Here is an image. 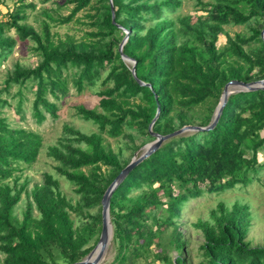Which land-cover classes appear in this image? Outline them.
I'll list each match as a JSON object with an SVG mask.
<instances>
[{"label": "trees", "instance_id": "trees-1", "mask_svg": "<svg viewBox=\"0 0 264 264\" xmlns=\"http://www.w3.org/2000/svg\"><path fill=\"white\" fill-rule=\"evenodd\" d=\"M54 2L57 8L41 9L37 29L25 22L33 2L16 0L8 18L0 17V61L18 39L31 40L37 56L33 66L15 63L0 93L16 85L22 111V90H32V115L41 123L47 115L57 117L69 84L81 92L100 82L95 107L75 105L76 114L96 129L82 132L65 124L57 142L47 147L56 174L73 184L75 197H68L51 172H43L30 188L26 177L19 181L25 166L36 160L42 136L12 127L0 116L1 264H73L93 249L101 232L102 196L131 160L122 157V148L115 152L105 135L128 137L125 148L134 153L154 139L151 131L164 135L187 124L206 126L228 81L264 78V0H196L205 13L184 15L177 12L182 0H66L73 4L66 15ZM82 10L90 28L85 38L51 31L79 22L75 15ZM227 25H243L246 31L230 35ZM11 28L16 36L8 34ZM222 33L227 41L218 47ZM121 53L135 61L134 73ZM8 103L0 97L1 107ZM183 133L163 141L113 190V264H190L178 222L184 204L203 193L248 184L264 167L258 160L264 151V89L230 93L212 129ZM138 135L142 139L135 142ZM22 193L25 205L18 215ZM250 216L248 205L221 201L207 218L193 222L201 235L197 264H264V244L252 246L247 239ZM169 227L164 244L160 236ZM152 244L162 248L154 252ZM168 245L176 251L173 256Z\"/></svg>", "mask_w": 264, "mask_h": 264}, {"label": "rangeland", "instance_id": "rangeland-1", "mask_svg": "<svg viewBox=\"0 0 264 264\" xmlns=\"http://www.w3.org/2000/svg\"><path fill=\"white\" fill-rule=\"evenodd\" d=\"M58 4L62 5L58 8L59 12L63 15L69 13L70 8L72 7V3L65 4L66 0H54ZM49 0L47 2H41L40 0H26L27 3L33 2L35 4L34 8H27L26 14L27 17L25 22L29 25H32L34 28H39V21L42 19L41 9L43 7L57 8L56 3ZM204 2L212 1V0H202ZM16 0H0V17L3 19H7V13L15 10ZM178 13L180 14H202L205 13L201 7L196 4V0H182L181 6L179 7ZM85 11H79L75 17H80L81 20L79 22L70 21L67 24L56 25L51 27V31L58 34V36L64 37V35L69 34L72 35L76 40L81 38H85V32L90 28L87 26L86 18L83 17ZM225 29L230 35H233L234 32H242L246 31L243 25H227ZM8 34L11 36H16L15 29L11 28L8 31ZM227 41L226 34H219L217 39V46L221 47ZM33 42L29 39L25 41H20L19 39L16 41L13 46L11 52L0 61V89L3 87V80L6 79L7 74L14 67L15 63L24 64L27 66H33L36 63L37 56L31 50V46ZM100 83V82H99ZM97 84L96 87L88 89L85 88L81 92H77L76 88L69 84V93L68 95L62 97L58 101V110L57 117L53 118L47 115V118L38 123L32 115L31 103L33 100V91L29 88H23L22 97L24 98L22 101V111L17 110V103L20 95L17 94L18 87L16 85H12L8 92L2 91L0 93V97L7 99L9 102L4 106H0V116L6 118L7 122L10 123L12 127H25L37 131L42 136V147L40 152L36 158V160L30 164L29 166H25L22 177L19 181H22L25 177L29 180L28 187L30 188L34 182H39L42 177V173L47 171L54 173L61 184V190L68 197H75V193L73 192V184L66 181L63 177L56 174L53 166L56 164L48 154L47 147L49 145L55 144L57 139L61 136L63 131V126L65 124H69L73 126V128L79 129L82 132H91L96 129V125L91 121H86L80 118L76 114L75 105L84 104L85 106L91 108L95 107L97 104L98 96H96L94 90H97L101 87ZM50 100L53 98L48 95ZM195 125V124H190ZM127 132H131L135 135L138 133L135 129H127ZM197 131H185L184 135H189L191 133H196ZM142 136H136L135 142H138ZM105 138L109 145L115 152H119L121 148L122 157H138L143 151L144 148L141 146L139 149L132 151L129 148H125L127 142L130 140L128 137L124 135H120L118 137H110L106 136ZM150 142V141H149ZM130 143V142H128ZM148 143V142H147ZM259 163H264V151H259L258 153ZM105 166H103L104 168ZM260 168V167H259ZM135 190L132 194L137 193ZM225 202L228 206H231L234 202L244 203L248 205L250 211L251 223L249 226V230L247 233V239L252 246L254 245H263L264 244V167L260 169L257 173L256 177L252 179L248 184L238 183L233 188L226 189L217 193H203L202 196L194 199H190L187 201L182 210L181 217L178 219L180 223V229L182 230L184 239L187 240L185 245V249L187 252L185 256L188 258V262L190 264H197L200 260L198 255V245L201 242V235L199 230L195 229L192 226V223L195 222L198 218H207L208 212L211 208L215 207L219 202ZM25 205V194L22 193L21 200L18 203L16 208V212L20 215V210ZM72 217L75 216L72 214ZM77 223V222H76ZM153 228L155 226L153 225ZM171 232V227L167 229L161 236V242L168 244L169 234ZM169 246V245H168ZM170 247V246H169ZM161 247H158L155 244L151 245V249L154 252L160 251ZM117 253L116 243L113 242L112 237L108 243L107 249L103 258L100 260L98 264H113L114 257ZM168 253L170 255H174L176 251L173 248H168ZM1 256L0 255V264H1ZM151 256V255H149ZM152 257V256H151ZM142 264L141 261L138 262Z\"/></svg>", "mask_w": 264, "mask_h": 264}, {"label": "water", "instance_id": "water-1", "mask_svg": "<svg viewBox=\"0 0 264 264\" xmlns=\"http://www.w3.org/2000/svg\"><path fill=\"white\" fill-rule=\"evenodd\" d=\"M111 10H113V6L111 3ZM114 17V13H112V18ZM128 31L126 33V36L121 41L119 45V51H122V47L126 41ZM261 36L264 39V29L261 31ZM122 58L126 61H130L132 63L131 71L134 73L135 71V61L131 58H128L123 53H121ZM144 84L143 82H141ZM258 89H264V78L253 80L249 82H244L238 79H232L228 81L222 91V94L219 98L218 104L214 110L212 119L206 126H199V125H184L180 127L179 129H176L170 133L161 135L159 133L151 131V127L158 116V111L152 121L149 124V130L151 131V134L154 136V139L146 144L143 145L144 151L136 158H132L130 162L119 172V174L114 178V180L109 184V186L106 188L102 199H101V217H102V226H101V232L99 235V239L97 244L93 247V249L81 260L74 262L73 264H98L100 260L103 258V255L105 254V251L107 249L108 243L112 237V225L110 221L109 216V204H110V196L113 192V190L116 188V186L123 180V178L127 175V173L141 160L146 158L150 153H152L154 150H156L160 144L175 136L179 135L185 131H202V130H210L212 129L222 112L223 106L226 103L227 97L230 93L235 91H254Z\"/></svg>", "mask_w": 264, "mask_h": 264}]
</instances>
